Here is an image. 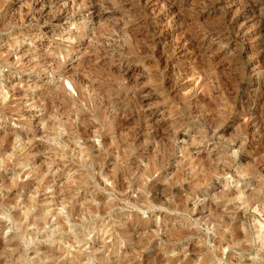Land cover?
<instances>
[{"label": "rangeland", "instance_id": "374dc122", "mask_svg": "<svg viewBox=\"0 0 264 264\" xmlns=\"http://www.w3.org/2000/svg\"><path fill=\"white\" fill-rule=\"evenodd\" d=\"M260 231L264 0H0V264H264Z\"/></svg>", "mask_w": 264, "mask_h": 264}, {"label": "bare ground", "instance_id": "6f19581e", "mask_svg": "<svg viewBox=\"0 0 264 264\" xmlns=\"http://www.w3.org/2000/svg\"><path fill=\"white\" fill-rule=\"evenodd\" d=\"M257 237H258V239L261 240V242H264V232H262V231L258 232V236Z\"/></svg>", "mask_w": 264, "mask_h": 264}]
</instances>
